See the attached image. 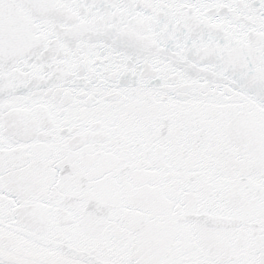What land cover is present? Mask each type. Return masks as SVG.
Here are the masks:
<instances>
[{
	"label": "snow or ice",
	"instance_id": "1",
	"mask_svg": "<svg viewBox=\"0 0 264 264\" xmlns=\"http://www.w3.org/2000/svg\"><path fill=\"white\" fill-rule=\"evenodd\" d=\"M0 264H264V0H0Z\"/></svg>",
	"mask_w": 264,
	"mask_h": 264
}]
</instances>
